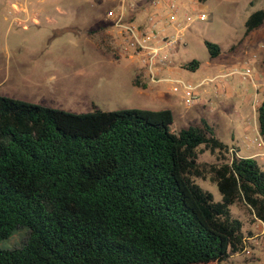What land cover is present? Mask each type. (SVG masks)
<instances>
[{"label": "trees", "instance_id": "obj_1", "mask_svg": "<svg viewBox=\"0 0 264 264\" xmlns=\"http://www.w3.org/2000/svg\"><path fill=\"white\" fill-rule=\"evenodd\" d=\"M263 23L254 11L245 36ZM256 112L264 141V98ZM202 146L219 154L221 201L194 179ZM239 152L207 118L178 130L170 108L75 113L0 94V241L26 229L0 264H222L252 235L231 206L264 222L263 166Z\"/></svg>", "mask_w": 264, "mask_h": 264}, {"label": "rangeland", "instance_id": "obj_2", "mask_svg": "<svg viewBox=\"0 0 264 264\" xmlns=\"http://www.w3.org/2000/svg\"><path fill=\"white\" fill-rule=\"evenodd\" d=\"M155 1L162 5L158 28L176 40L173 55L163 48L171 65L164 70L166 75L198 83L234 67L250 66L255 76L264 66V23L245 36L247 18L264 9V0H182L175 19L170 17L167 0ZM119 2L114 7L110 0H0V94L75 113L91 112L96 107L170 108L178 130L199 124L204 117L214 124L221 140L238 148L243 156L258 157L264 169V141L259 133L255 110L258 100L252 81L240 74L230 75L227 96L215 94L213 83L201 86L205 104L211 99L209 108L204 103L188 105L183 92L173 91L168 84L135 85L142 63L122 46L114 29L112 18L121 6ZM40 7L52 9V23L43 17L33 19V12ZM201 13L206 15L204 19ZM105 22L111 24L110 31L103 32L109 30L108 26L99 28ZM90 32L100 33L105 49L97 46ZM205 40L219 44L221 53L211 57ZM193 59L201 62L198 70L182 67ZM139 80L144 83L140 76ZM198 160L204 175L195 176L196 183L212 193L215 201H221L222 194L209 172V165L219 163L218 152L202 146ZM231 210L244 221L245 230L252 232L247 245L264 243V222L252 226L251 215L241 202ZM24 230L18 229L11 238L1 240L0 248L20 246ZM260 249L261 260L253 262L254 256L247 260L264 264V244Z\"/></svg>", "mask_w": 264, "mask_h": 264}, {"label": "built area", "instance_id": "obj_3", "mask_svg": "<svg viewBox=\"0 0 264 264\" xmlns=\"http://www.w3.org/2000/svg\"><path fill=\"white\" fill-rule=\"evenodd\" d=\"M169 7L172 10L170 17L176 18L178 5L175 0H169ZM205 13H201L200 18H205ZM156 14H152L149 23L137 22L135 18L126 13V9L113 14V26L121 38L122 46L127 51H131V56L138 58L142 63L140 68V78L144 83L168 84L175 92L182 91L188 105H195L201 101L199 88L208 84L215 85V93L219 94L220 88L225 83V79L232 74H240L243 79L251 80L257 89L261 83H257L253 70L250 66L243 69L235 67L229 71L205 78L198 83L184 81L182 78L174 79L171 75H166L164 70L170 65L169 55L163 53V48L171 51L176 40L167 35L161 34L156 27Z\"/></svg>", "mask_w": 264, "mask_h": 264}, {"label": "crops", "instance_id": "obj_4", "mask_svg": "<svg viewBox=\"0 0 264 264\" xmlns=\"http://www.w3.org/2000/svg\"><path fill=\"white\" fill-rule=\"evenodd\" d=\"M41 1L43 2L44 0H41ZM110 1H111V5L113 6L114 3L117 2L118 0H110ZM120 1H121V3L120 2L119 3L121 4V6H120L121 8L120 7H119L120 9L117 8L116 11L126 9V13L129 16L135 18L138 22L149 23L151 15L156 14L155 19H156V27H157L158 31L163 35H167V32L164 31L161 27L158 28V21L160 20L159 13L162 15V9H161L162 5L161 4L157 3L155 0H120ZM167 1H169V0H167ZM176 3L178 5V9H179V4L182 3V0H176ZM117 5L118 4L114 5V7H118ZM55 10L59 11V6H55ZM51 15H52V9H50L48 7H40L38 10L36 9L33 12L32 17L35 21H39V19H41L43 17L46 22L52 23L53 18ZM112 20H113V18H112ZM102 25L108 26L107 28L109 29V30L105 29L103 32L110 31V29L112 28L111 24L108 22L102 23L99 26V28ZM99 28H97V29H99ZM93 30H96V29H93ZM90 34H91V37L94 40V42H96L97 46L102 50H103V48L105 49L106 43L105 44L103 43L104 39L101 38L100 33H96L95 35H93L92 32H90ZM173 54H174V52H173ZM132 58H136V57H132ZM260 66H261V64H260ZM169 67H171V65H169L167 68L169 69ZM140 68L136 72V76L137 75L139 76ZM255 73H256L255 79H256L257 83H261L262 80H264V66H261L260 69L257 70ZM142 80H143V82H145L144 79H142ZM145 84H146V87H148L149 84H151V83H145ZM251 84L255 90V96H256L255 100H258L257 104H255V108L257 109V106L260 104V102L264 98V85L261 86L260 89H257L256 86L252 82H251ZM213 87H214V92H215V85H213ZM219 88H220V92L217 95H222V94H225L226 96H227V94L229 95V89L231 90V87H230V84L228 82V77H227V79H225V83L222 86V88L221 87H219ZM201 103H204L203 106L205 108L206 107L209 108L211 105V99L208 98L207 103L205 104V99L202 98V95H201V101L197 104L200 105ZM197 104H195V105H197ZM256 114H257V112H256ZM263 244L264 243L259 242V241H256V243H254V247L248 246L246 244V247L244 248V250L241 253H237V254L232 255L227 261H225L222 264H252L253 262H256V260L259 261V260H261V257H259V255L262 254V251L260 248H263ZM251 256L256 257L254 259L255 261H253L252 263L247 260V258L251 257Z\"/></svg>", "mask_w": 264, "mask_h": 264}]
</instances>
